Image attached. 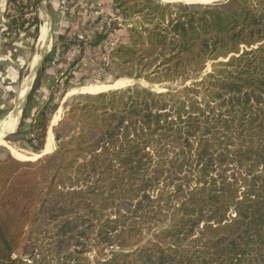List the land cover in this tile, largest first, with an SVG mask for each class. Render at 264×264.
<instances>
[{"label":"trees","instance_id":"trees-1","mask_svg":"<svg viewBox=\"0 0 264 264\" xmlns=\"http://www.w3.org/2000/svg\"><path fill=\"white\" fill-rule=\"evenodd\" d=\"M17 1L3 35L37 37L41 0L12 15ZM112 1L131 25L111 58L151 83L193 82L73 101L52 152L1 157L0 264H264V0ZM53 55L5 139L37 154L56 105L32 104Z\"/></svg>","mask_w":264,"mask_h":264},{"label":"rangeland","instance_id":"rangeland-1","mask_svg":"<svg viewBox=\"0 0 264 264\" xmlns=\"http://www.w3.org/2000/svg\"><path fill=\"white\" fill-rule=\"evenodd\" d=\"M24 1L25 0H23V2ZM81 1H83V3H80ZM92 1L93 0H80V4L78 5L77 0H68L64 15L58 13L60 27L52 28L51 35L52 38L54 37V39L53 41H50L47 49H40L37 41L35 44L37 37L33 36L32 30L26 32L28 33L27 36H29L30 39L28 40L29 45H27V51L23 57V68L21 72L25 68V74H27V77H29L31 74L34 75L33 77H35V75L37 76V70H39L40 63L44 60L43 58L45 54H49L52 50L54 52L53 59L50 62V66L53 70L44 77L42 75L41 86L38 89L39 92L35 93V101L32 104L33 110H35L39 105H43L47 98L51 97L52 104L56 105V110L51 115L46 136V139L49 134L52 136L51 146L49 151H46L44 145L43 150L37 154L29 149L27 143H25L23 138L21 139L20 136L11 138V142L5 141V139L11 135V133L13 134L18 130V125L21 121V118L18 119V117L21 115H19V110L23 99L18 97L16 103V110H18V113L15 114L16 116L14 114L8 113L10 112L11 108H9L6 113L0 114V126H2L6 121L12 120L13 118L18 120L16 128L14 127L12 132L9 131L8 127H6L7 129L5 128V130L4 128L0 129V131H4L5 136H3V139H1L4 144H0V158L4 157L6 154L13 155L14 152H16L22 156L23 159L21 160L33 161L42 152H52L56 146L52 129L62 118L65 110L68 109L71 102H83L92 96L75 92V94H69V91L72 89H80L88 85L113 86L117 80H123L122 86L114 89L111 88L101 93L125 89H149L153 92L160 93L182 88V86L189 85L193 82V80L190 79L186 81L178 80L174 83H151L147 81L144 76H141V78H136V74L130 75L129 71L122 69L118 65V62L111 58V52L120 43H129L127 29L131 24L129 22L125 23L126 20H123L124 18L119 16L118 10L114 9V3L112 0H103L106 4H102L100 7L96 6V4ZM157 1L163 4L187 3L188 5L191 4L195 6L223 0H213L209 3H188L184 0L176 2H166L163 0ZM17 6L18 3L11 4L10 13L12 15H14L13 9H16ZM24 13L25 16H27L25 17L26 19L32 18L33 14H29V10H25ZM23 33L25 32L11 30V32L4 37L7 42L14 41L22 37ZM100 34L105 37L95 40V38ZM78 37H82L83 40H80ZM58 38H63V46L60 42L58 43ZM81 42L84 43L83 52L78 59V43ZM30 47L32 49H30ZM41 50L42 52L45 51V53H43V56H41L38 67L32 71L31 61L36 54L40 55ZM209 71L210 65L208 64L206 66L205 72ZM32 84L33 82L29 84V88H31ZM27 122H29V120H27ZM51 125L54 126L52 127ZM26 128L27 123L23 124L22 130ZM26 138H28V136H26ZM93 255V253L89 254V257L92 258Z\"/></svg>","mask_w":264,"mask_h":264},{"label":"crops","instance_id":"crops-1","mask_svg":"<svg viewBox=\"0 0 264 264\" xmlns=\"http://www.w3.org/2000/svg\"><path fill=\"white\" fill-rule=\"evenodd\" d=\"M79 2H80V0H77L78 5L80 3H83V1H81L80 3ZM92 2L95 3L96 6H98V7L102 6V4H106L103 0H93ZM109 4H110V1H109ZM81 6H83V5H81ZM5 10H6V0H0V114L6 113L9 108H11V110H12V111L10 110V112H8L9 114H14V115L17 114L18 110H16L17 109L16 103H17L18 97H20V99H23V102H22L23 105L21 104V106H20L19 115L20 114L21 115L18 117V119H19L22 116V112H23L24 106L26 104L27 95L31 91V88H32L34 81H35L37 76L35 75V77H33L34 75L31 74L29 77H27V74H25V71H26L25 68L21 72V70L23 68L22 67L23 57L27 51V45H29L28 40L30 39V37L27 36L28 33H26V32L23 33L22 34L23 36L20 37L18 40L8 41V42L3 35V31L5 29V18H4ZM58 13H60L61 15H64V13H62L59 9V5H58L57 0L56 1H54V0H41L39 8H38V12H37V16H38V19L40 21V26H39V30H38L37 39L35 40V44L37 41V44H38V46H40V49H43V50L47 49L50 41H53L54 37L52 38V35H51L52 28H54V27L59 28L60 27V22L58 21V17H59ZM58 39H59V41H58V43H59L63 38H61V39L58 38ZM30 49H32V48L30 47ZM43 53H45V51L42 52V50H41L40 55L36 54L33 57L32 61H31L32 62V64H31V70L32 71L38 67L39 61L41 59V56H43ZM47 55H48V53L45 54L44 58ZM42 63H43V61H41V63H40V68H39V70H37L38 71L37 74H39V72L41 70ZM52 70L53 69L51 68L49 70V72L51 73ZM49 72L43 74V77L46 76V74H48ZM31 82H33V84L31 86V88H29V84ZM88 86H90V85H88ZM88 86H85V87H88ZM85 87H82V89H72V90H76L75 93H83V94L91 95V94H88L86 91H83V89H85ZM36 92H39V91L37 90ZM97 94H99V93H97ZM94 95H96V94H94ZM11 122H12V120L6 121L2 126H0V129L4 128V130H5L6 127L11 128L12 127ZM17 122H18V120H17ZM13 128H14V126H13ZM2 131H0V134L2 133ZM3 136H4V133L1 134V139H3ZM51 139H52V136L49 134L47 139H46V143L48 141L51 143ZM45 147H46V144H45ZM19 160H21V159H19Z\"/></svg>","mask_w":264,"mask_h":264},{"label":"bare ground","instance_id":"bare-ground-1","mask_svg":"<svg viewBox=\"0 0 264 264\" xmlns=\"http://www.w3.org/2000/svg\"><path fill=\"white\" fill-rule=\"evenodd\" d=\"M163 1H166V2H176V1H181V0H163ZM185 2H188V3H209L210 1H213V0H184ZM210 4V3H209ZM43 40V39H42ZM45 41V40H44ZM38 59V58H37ZM35 63V62H34ZM123 85V80H117L113 86H107V85H90L88 87H85V89H83V91H86L88 94H91V95H94V94H97V93H101V92H104V91H107L108 89H111V88H118L120 86ZM82 89V88H80ZM76 90H72L69 92V94H74ZM67 95V94H66ZM20 98V97H19ZM18 112V111H17ZM16 116V115H15ZM12 127L9 129V131H12L14 127H16L17 125V119H12ZM14 124V125H13ZM7 129V128H6ZM2 133H4L2 131ZM1 133V134H2ZM1 134H0V144H2L3 142L1 141ZM48 141V140H47ZM4 144V143H3ZM50 146H51V143L48 141L46 143V147L45 149L47 151H49L50 149ZM13 154V153H12ZM14 157H16L17 159H23L21 155H19L18 153L14 152L13 154Z\"/></svg>","mask_w":264,"mask_h":264},{"label":"built area","instance_id":"built-area-1","mask_svg":"<svg viewBox=\"0 0 264 264\" xmlns=\"http://www.w3.org/2000/svg\"><path fill=\"white\" fill-rule=\"evenodd\" d=\"M19 1V0H18ZM18 1L16 3H18ZM58 1V5H59V9L62 13H64L66 7H67V4H68V0H57ZM27 17V16H25ZM80 38V40H83L82 37H78ZM82 38V39H81ZM80 42V41H79Z\"/></svg>","mask_w":264,"mask_h":264},{"label":"water","instance_id":"water-1","mask_svg":"<svg viewBox=\"0 0 264 264\" xmlns=\"http://www.w3.org/2000/svg\"><path fill=\"white\" fill-rule=\"evenodd\" d=\"M217 2H220V1H217ZM217 2H213V3H217ZM213 3H210V4H213ZM183 4H186V5H188L187 3H183ZM210 4H204V5H210ZM191 5V4H190ZM52 126V125H51ZM54 126V125H53ZM52 126V127H53ZM12 134V133H11ZM5 137V136H4ZM3 137V138H4ZM45 154H47L46 152H42L40 155H38L37 157H36V159H38V158H40L41 156H43V155H45ZM11 156H13V155H11ZM14 157V156H13ZM14 158H16V157H14ZM17 159V158H16ZM19 160V159H18Z\"/></svg>","mask_w":264,"mask_h":264}]
</instances>
